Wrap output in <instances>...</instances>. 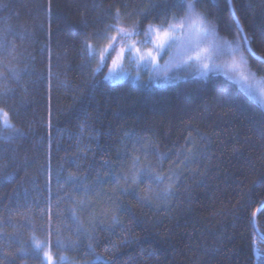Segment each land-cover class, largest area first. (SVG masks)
Listing matches in <instances>:
<instances>
[{
  "label": "trees",
  "instance_id": "obj_1",
  "mask_svg": "<svg viewBox=\"0 0 264 264\" xmlns=\"http://www.w3.org/2000/svg\"><path fill=\"white\" fill-rule=\"evenodd\" d=\"M184 3L0 0V28L15 44L0 54V93L12 90L0 107L22 133L0 127L3 264H40L33 237L50 244L54 264H264V210L252 217L264 201V109L216 74L166 87L112 82L84 50L86 37L93 45L115 33L117 11L122 26L143 31L184 16ZM196 8L242 42L264 78V0ZM20 31L24 40L12 35ZM148 169L172 179L151 192L147 175L114 182Z\"/></svg>",
  "mask_w": 264,
  "mask_h": 264
},
{
  "label": "snow or ice",
  "instance_id": "obj_2",
  "mask_svg": "<svg viewBox=\"0 0 264 264\" xmlns=\"http://www.w3.org/2000/svg\"><path fill=\"white\" fill-rule=\"evenodd\" d=\"M231 2L232 0H228L230 5ZM196 3L197 0H185V3L182 5V9L184 11V16L182 18H176L173 16L171 20H166L165 23L160 26L149 24L143 32H138L134 28L128 29L122 26L120 22V13L117 11L113 17L115 23L109 25L108 27V31H114L116 35L109 36L107 32L105 33L104 38L108 41L105 47L99 49L94 48L92 44L89 43L87 37L83 42L84 50L88 56L97 61V68L93 69V71H98L102 67H107L109 69V78L113 80L122 79L123 74L117 70L122 68L125 57L127 56L130 62L136 65L137 69L143 68L150 70V81L154 76L157 80L162 78L165 83H168L172 78L168 76L167 72H161L159 59L161 53L165 52L166 49H171L174 46L179 45L186 52L185 63L189 61H196L200 67L201 75L205 77L208 76L209 73L220 67L219 65L212 63V54L215 52H221L223 48L227 46L232 56L235 57L239 53V44H237L236 47H232V45L227 41L217 43L215 25L211 24L206 16L196 11ZM50 6L51 0H49V9ZM236 23L237 35H240L243 29L240 28L238 19ZM8 35L9 29L0 28V54L12 56L15 52V44L8 39ZM12 35L21 40L26 38L25 32L23 31L12 33ZM139 35H143L145 37L143 44L145 46L151 45V47H146L142 50V48L137 45V42L134 41V37ZM117 37H119V39H117ZM247 39L246 35L242 37L243 41H247ZM244 63L246 62L244 61L243 56H241L240 64ZM8 70L11 72L14 79L18 82L21 81L20 71L15 68H9ZM226 70L238 74L244 81L249 79L248 76L244 75L243 70L237 66L235 59H233L232 64L226 66ZM25 74L32 75L27 72H25ZM137 75H139V72ZM11 91V89H5L3 93H0V95H7ZM260 93L264 96V88L260 89ZM249 94H251V92ZM0 127L10 130V132L14 133L15 136L22 135V133L15 128L9 111L4 107H0ZM15 136L9 135L4 137V139L11 140L14 139ZM138 175H147L149 177V192H151L152 183L159 186L164 184L165 180L170 181L172 179V177H162L158 174L152 175L151 170L148 169L139 173L133 171L131 176L124 175L115 177L114 182L118 186L120 180H123L126 184H135ZM69 180L78 182L74 177H69ZM97 180L98 183L105 182L99 176L97 177ZM121 191L125 190L122 189ZM170 194L171 186L168 185L162 192L157 193L156 198L160 199ZM143 200L148 206H151L149 196L143 197ZM262 210H264V201H262L260 206L252 212V217H255L256 214ZM73 219H75L74 214ZM261 235L264 236V234ZM259 243H264V238H262ZM33 244L37 258L40 259V264H54L51 246L47 241H39L33 237ZM256 244L257 241L254 240L253 245ZM112 246L115 247V245ZM88 247L91 248L90 243ZM257 255L259 256L260 253L257 252ZM4 258L6 257H0V264H3ZM93 264H107V262L101 261L100 258L97 257V259L93 261Z\"/></svg>",
  "mask_w": 264,
  "mask_h": 264
},
{
  "label": "rangeland",
  "instance_id": "obj_3",
  "mask_svg": "<svg viewBox=\"0 0 264 264\" xmlns=\"http://www.w3.org/2000/svg\"><path fill=\"white\" fill-rule=\"evenodd\" d=\"M196 11L199 12L197 8H196ZM182 17H179V18H182ZM157 26H160V25H157ZM129 29H133V28H129ZM134 29L138 32H143L142 30H139L137 28H134ZM215 31H216V28H215ZM108 35L109 36L116 35V33H112V34L110 33ZM216 37H217V43L227 41L228 43L232 45V47H236L237 44H239V53L235 57H233L231 52L227 48V46H225L221 52L213 53L211 57L212 63L217 64L220 67L216 69L215 71L209 73L208 76L206 77L201 75L200 67L196 61H189L185 63L186 52L183 48L177 45L171 49H166L165 52H162L160 59H159V64L161 66V69H160L161 72L162 73L167 72L168 76L172 78L170 82L168 83H165L162 78L160 80H157L154 76L152 77L150 81V70L143 69V68L137 69L136 65L130 62L127 56L125 57V61H124L122 68L117 70L118 72L123 74V78L119 80H113L109 78V69L107 70L106 78L112 82H120L124 80H129L132 83H145V84H149L150 86L166 87L168 85L176 84L180 81H185L191 78L206 79L211 74H216V75H220L228 79L229 81L235 83L253 101L257 102L261 107L264 106V96H262L260 93V89L264 88V78L258 76L255 72H253L250 69L248 65L249 63L248 58L243 49L242 42L239 39L236 41H231L229 39L223 38L217 33V31H216ZM117 39H119V37H117ZM144 40H145V37L143 35L134 37V41L137 42V45L141 47L142 50H144L146 47H151V45L145 46L143 44ZM107 43L108 41L104 40L102 43L93 44L92 46L94 48L99 49V48L105 47ZM241 56H243L244 61L246 63L240 64ZM233 59H235L237 66L243 70L244 75L249 77L247 81H244L243 79H241V77L238 74H235V73H232L226 70V66L232 64ZM138 72H139V75H137ZM250 92L251 94H249ZM262 108L264 109V107ZM39 241H42V240H39ZM51 253H52V250H51ZM54 262H55V258H54Z\"/></svg>",
  "mask_w": 264,
  "mask_h": 264
},
{
  "label": "water",
  "instance_id": "obj_4",
  "mask_svg": "<svg viewBox=\"0 0 264 264\" xmlns=\"http://www.w3.org/2000/svg\"><path fill=\"white\" fill-rule=\"evenodd\" d=\"M247 47H248V50L250 51V53L252 54V55H254V56H257L256 54H255V52L251 49V47L249 46V44H248V42H247ZM258 57V56H257Z\"/></svg>",
  "mask_w": 264,
  "mask_h": 264
}]
</instances>
